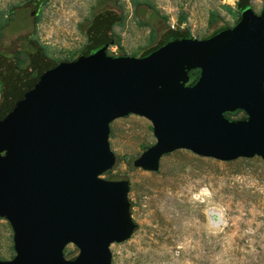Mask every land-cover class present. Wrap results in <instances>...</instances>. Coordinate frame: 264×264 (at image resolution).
<instances>
[{"label":"water","instance_id":"1","mask_svg":"<svg viewBox=\"0 0 264 264\" xmlns=\"http://www.w3.org/2000/svg\"><path fill=\"white\" fill-rule=\"evenodd\" d=\"M91 32L77 58L44 59L0 98V218L14 251L0 264H112L109 245L136 226L128 180L100 177L116 159V118L149 120L155 141L132 161L142 170L179 148L264 159V0L259 13L243 6L230 27L174 33L138 56L106 51L110 27ZM234 110L245 116H223ZM68 243L77 253L67 259Z\"/></svg>","mask_w":264,"mask_h":264},{"label":"rangeland","instance_id":"2","mask_svg":"<svg viewBox=\"0 0 264 264\" xmlns=\"http://www.w3.org/2000/svg\"><path fill=\"white\" fill-rule=\"evenodd\" d=\"M26 1L0 0V21L10 18L0 36V53L22 66L29 63L22 39L40 45L49 59H75L96 14L119 18L111 26L116 43L106 51L133 56L154 46L166 29H186L204 38L238 18L226 8L235 7V0H46L35 16V5L26 6ZM249 3L259 13L263 0ZM211 11L220 17L209 25ZM223 116L238 120L245 113L234 110ZM109 128L108 144L116 159L100 177L128 180L130 216L136 224L127 240L109 245L112 264H264V159L254 155L223 161L179 148L163 154L156 171H146L132 161L155 141L149 120L128 114L112 120ZM76 253L71 243L63 249L67 259ZM13 255L10 226L0 218V259Z\"/></svg>","mask_w":264,"mask_h":264},{"label":"trees","instance_id":"3","mask_svg":"<svg viewBox=\"0 0 264 264\" xmlns=\"http://www.w3.org/2000/svg\"><path fill=\"white\" fill-rule=\"evenodd\" d=\"M45 1L46 0H27L26 6L27 5L28 6H34L35 5L34 8H36V10H37V6L45 3ZM133 3H136V0L133 1ZM248 3H249V0H236L235 7H236L237 12H238V14H236V18L239 16V10L243 6L248 5ZM15 8H21V7L20 6L10 7L8 9V13L9 14L12 13V11ZM36 10H35V12H36ZM218 17H219L218 14L211 11L209 13V17H208L209 25L212 23L213 19L218 18ZM9 19L10 18H5V19H3V21H0V36L3 34V31H4L5 27L7 26ZM118 19L119 18H115V15H113V13H111V16L107 12L103 13L101 16L99 14L94 15L91 22L86 26V31H85L86 39L88 37L89 31L93 32L94 30L99 29L103 26L104 27H110V30H111L112 24L119 22ZM182 19H183L182 16H180L178 18L179 21ZM224 27H226V26L222 25V26H218V27L214 28L212 30L211 34L223 29ZM178 32H182V33L187 32L188 33V31L186 29H177V30L170 29V28L166 29V31H164L162 33L161 37L158 39L156 44L162 42L164 40V38H166L167 36L172 35L174 33H178ZM112 36H113V33H112ZM114 43H116V41L113 39L112 44H114ZM154 46H152V47H154ZM152 47H150V48H152ZM84 48H85V46L80 51L79 55L84 50ZM150 48H148V49H150ZM148 49H146V50H148ZM22 50L25 52V55L28 56V62L29 63L26 66H22L21 63H19V61H15L12 57L11 58L5 57L2 53H0V89H1L0 91H1V96H3L5 94V89L9 83H11L12 81H16L19 78H21L24 75V72H26L29 76L35 75L36 67L39 65V63L42 62L44 59H49L48 57H46V55H44L42 47L40 45L36 46L34 41H32V40L28 41V40L22 39ZM146 50H144V51H146ZM0 52H2V51H0ZM78 56H76L75 58H77ZM64 61H68V60H64ZM15 73H16V76L14 75ZM195 74H196V72L192 71V70L188 72L189 83L191 82V80H193V78L195 77ZM13 75L15 77H13Z\"/></svg>","mask_w":264,"mask_h":264},{"label":"crops","instance_id":"4","mask_svg":"<svg viewBox=\"0 0 264 264\" xmlns=\"http://www.w3.org/2000/svg\"><path fill=\"white\" fill-rule=\"evenodd\" d=\"M235 2H236V0H235ZM226 8H227L231 13L238 14L236 7H234L233 5H231V4L229 5V4H228V6H226ZM215 13L218 14V16L220 17V14H219L217 11H215Z\"/></svg>","mask_w":264,"mask_h":264},{"label":"flooded vegetation","instance_id":"5","mask_svg":"<svg viewBox=\"0 0 264 264\" xmlns=\"http://www.w3.org/2000/svg\"><path fill=\"white\" fill-rule=\"evenodd\" d=\"M35 10H36V8H34V12L31 11V13L34 14V15H35ZM190 71H191V70H190ZM192 71H195V72H196V74H195V77H196L197 74H198V70L195 69V70H192ZM195 77L193 78V80L195 79ZM193 80H191V81H193Z\"/></svg>","mask_w":264,"mask_h":264},{"label":"built area","instance_id":"6","mask_svg":"<svg viewBox=\"0 0 264 264\" xmlns=\"http://www.w3.org/2000/svg\"><path fill=\"white\" fill-rule=\"evenodd\" d=\"M172 27V26H171Z\"/></svg>","mask_w":264,"mask_h":264}]
</instances>
